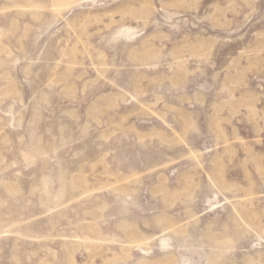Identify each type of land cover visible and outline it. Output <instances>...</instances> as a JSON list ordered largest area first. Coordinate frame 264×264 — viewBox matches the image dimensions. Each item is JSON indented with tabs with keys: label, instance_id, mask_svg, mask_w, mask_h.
Wrapping results in <instances>:
<instances>
[{
	"label": "rangeland",
	"instance_id": "rangeland-1",
	"mask_svg": "<svg viewBox=\"0 0 264 264\" xmlns=\"http://www.w3.org/2000/svg\"><path fill=\"white\" fill-rule=\"evenodd\" d=\"M0 264H264V0H0Z\"/></svg>",
	"mask_w": 264,
	"mask_h": 264
}]
</instances>
